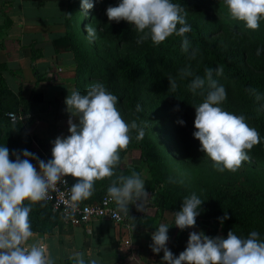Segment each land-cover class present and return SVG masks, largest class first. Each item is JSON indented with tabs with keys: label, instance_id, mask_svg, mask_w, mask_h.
Returning <instances> with one entry per match:
<instances>
[{
	"label": "clouds",
	"instance_id": "9594fccd",
	"mask_svg": "<svg viewBox=\"0 0 264 264\" xmlns=\"http://www.w3.org/2000/svg\"><path fill=\"white\" fill-rule=\"evenodd\" d=\"M99 2V0H95ZM230 19L242 22L252 31L264 20V0H223ZM94 6V0H80L83 15ZM109 22L125 21L137 33L139 46L150 40L153 46L162 44L175 35L181 37V51L188 52L190 41L186 34L191 25L186 21L184 9L172 0H119L105 12ZM179 26V27H178ZM90 41L97 31L85 25ZM260 50H257V55ZM193 50L189 59H195ZM217 75L222 70L217 69ZM213 69L206 68L204 76L193 74L190 66L180 70V78L193 77L188 89L193 95L203 96L194 106L193 137L200 143V151L213 162L216 171H237L249 160L248 152L260 143L257 130L250 127L243 115L224 110L226 90L212 78ZM169 89L178 87L174 78L168 77ZM119 98L107 90L101 82L89 85L85 93L72 91L65 98V111L69 114L68 135L52 141L51 159L44 161L28 150L11 153L0 145V264H55L51 253L39 244H29L33 235L30 213L33 206L51 199L50 193L57 185L67 186L66 177L76 180L68 187L65 217L71 218L80 203L89 199L97 181L115 176L114 169L120 163V153L131 142L130 132L136 130V140H142L144 129L135 120L127 123L117 108ZM136 105V112H141ZM183 125V121H178ZM35 160L33 164L31 161ZM108 202L115 204L113 216H128V207L147 198L145 183L139 173L119 175L107 188ZM202 201L195 193L183 199L181 208L174 213L173 225L183 231L194 228ZM143 203L137 210H142ZM228 215L219 217L222 224ZM132 225V229H133ZM172 225L161 223L151 235L149 245L154 254L163 252L164 264H264V240L253 230L246 237L232 230L223 236H208L202 231L189 232L186 247L174 256L166 246L168 230ZM73 264H100L92 258L87 262L84 253L74 251L69 257Z\"/></svg>",
	"mask_w": 264,
	"mask_h": 264
},
{
	"label": "trees",
	"instance_id": "16d2710c",
	"mask_svg": "<svg viewBox=\"0 0 264 264\" xmlns=\"http://www.w3.org/2000/svg\"><path fill=\"white\" fill-rule=\"evenodd\" d=\"M109 1L111 0H99V2L94 0L97 12L101 11L100 13L105 14L106 8L110 6ZM214 1L220 5L219 0ZM172 2L179 4L184 9V14L187 8L203 12L202 15L192 18L186 15V21L192 29L186 34L190 41L188 52L181 51V37L173 35L157 46H153L151 41L147 40L138 46L137 34L130 33L126 27H120L116 34L117 39L128 41L131 47L120 58L114 59L110 66L101 67L94 63L85 61L83 63L84 55L66 32V22L72 18V12L80 9V0H65L62 22L75 63V76L80 77L86 72L89 78H97L105 83L107 90L119 98L117 108L120 111L128 112L135 110L137 104L140 106L146 104L167 125L171 135L168 149H177L179 157L184 161L195 162L208 158L200 151L199 141L193 137L194 106L201 103L204 97L193 95L188 89V84L195 75L203 77L206 68L213 69L212 78L218 85H223L227 93L226 100L222 104L224 110L245 116L247 124L259 133L260 143L248 152L249 159L264 163V43L249 47L239 44L235 47H226L221 43H214L213 35L225 24L223 20H219L217 3L201 5L198 0H172ZM80 19L91 20L90 10ZM234 28L238 29L236 26ZM258 49L259 55H257ZM193 50H196V56L195 59L190 60L189 56ZM30 66L33 74L37 75L32 53ZM186 66H190L194 76L181 79L180 70ZM7 69L5 62H0V98L11 96L17 99V94L7 87L2 74V71ZM217 69L222 70V74L217 75ZM168 77L176 80L178 87L175 91L169 89ZM144 87L150 91V96H141L140 91ZM22 100L21 107L24 110H28L33 104L30 98ZM181 120L184 122L183 125L178 123ZM136 135V130L130 133L132 139L127 149L137 146L139 161L145 165L148 175L141 178L140 166L128 164L117 166L114 169L115 176L121 174L127 176L134 170L144 181L145 191L159 189L161 206L171 212L169 225H173L174 213L180 210L183 199L194 192L172 179L164 168V154L152 140L144 134L143 139L137 141ZM30 142L31 138L23 121H10L0 101V145L9 149L10 158H15L11 156L13 151L28 150L41 160L51 159L52 147L47 146L44 151H38L30 148ZM31 162L36 163L35 160ZM115 176L97 181L93 195L82 203L97 201L103 195H107V188ZM66 178L70 186L76 182L70 176ZM196 195L204 201L199 209L200 214L196 217V225L199 221H212L223 237H226L230 230L241 237H246L249 232L255 230L260 233V239L264 240V190L217 185ZM161 211L162 208H159L154 212V228L165 221ZM224 215H228L229 219L221 224L218 218ZM124 217L132 225L139 224L141 220L138 214L132 215L130 210L128 216L124 214ZM58 221L56 213L47 201L42 202V205L33 206L30 213L32 231L49 233L58 225ZM190 229L181 231L176 228V232L169 238L166 246L174 256L182 249L183 241ZM155 255L162 260V251ZM55 264H73V262L64 258Z\"/></svg>",
	"mask_w": 264,
	"mask_h": 264
},
{
	"label": "rangeland",
	"instance_id": "374dc122",
	"mask_svg": "<svg viewBox=\"0 0 264 264\" xmlns=\"http://www.w3.org/2000/svg\"><path fill=\"white\" fill-rule=\"evenodd\" d=\"M198 1L201 5L217 3L214 0ZM219 2L220 5L217 3L219 20H223L225 24L213 35L212 41L214 43H221L226 47H235L237 44L245 47L252 45L259 46L261 43H264V20L260 22V27L257 30H249L242 22L230 19L223 0H219ZM118 3L119 0L109 1L110 6H116ZM76 12H72V18L66 22V32L70 35L71 41L79 47L81 53L84 55L82 59L83 63L85 61L86 63H94L101 67L110 66V63L114 59L120 58L130 49L131 44L128 41H123L116 37L120 27H126L130 33L137 34L127 22L123 20L119 23L109 22L106 14L100 13L101 11L97 12L94 6L90 9L92 19L89 21H81L80 18L84 16L81 8ZM202 14L203 12L194 8H187L186 10V15L190 18ZM85 25H90L96 29L97 37L95 40L90 41L88 39ZM234 26L238 27V29L234 28ZM68 59V65L61 66L60 70L42 71V75L46 73L45 77L41 78V83H35V87L21 88L20 81L17 78L19 75L14 74L15 78L11 79L9 72L4 71L6 85L17 94V99L7 96L3 99L0 98V101L4 106L5 112L14 111L24 115L23 125L28 135H31L33 138V142H30L31 149L44 151L47 146L52 147L51 142L56 137H66L69 134L67 124L69 114L65 111L66 105L64 103L68 94H71L72 91H79L83 94L92 83H103L97 78H89L86 72L80 77H76L74 74L75 63L73 57L68 55ZM46 81H56L54 86L58 82L60 84L53 87L49 86ZM13 82H17V84ZM103 84L105 87L107 86L105 83ZM54 89L56 91L53 93ZM140 94L141 96H150V91L144 87L141 89ZM53 96L59 98L61 103L52 99ZM26 98L33 100V104L29 106L28 110H24L21 107L22 99ZM141 109L142 111L139 113L136 112V109L128 112L119 111L127 123L130 124L135 120L144 129L145 135L158 146L165 156V170L178 184L196 194H202L217 185L264 190L263 162H255L249 159L243 162L242 166L235 172L227 170L219 172L213 168V162L210 158H204L195 162L184 161L179 157L177 149H168L167 145L171 141V135L168 132L166 123L159 116L155 115L146 104H143ZM133 131L135 130L131 132ZM120 156L121 160L118 166L138 164L141 168V178L148 175L145 165L139 161L137 146L129 147L124 152H121ZM153 194H155L154 200L156 203L154 205L156 209L162 208V215L164 214L165 216L163 223L169 224L172 214L161 206L162 201L160 200L159 189L153 190ZM145 220V224L151 221L150 228L154 229L155 218L147 216ZM192 231H202L205 235L212 237L220 236L217 225L209 220L199 221V224L191 228L189 232ZM175 232L176 227L172 225L168 230V236H172ZM189 232L183 241V250L186 247ZM151 243L152 240L150 241ZM65 249L66 247L64 246L63 251ZM59 260L61 258H55V261Z\"/></svg>",
	"mask_w": 264,
	"mask_h": 264
},
{
	"label": "crops",
	"instance_id": "0c3cea01",
	"mask_svg": "<svg viewBox=\"0 0 264 264\" xmlns=\"http://www.w3.org/2000/svg\"><path fill=\"white\" fill-rule=\"evenodd\" d=\"M64 6L65 0H0V62H5L8 69L4 71L9 72L11 79L15 78L14 74L19 75L21 88L41 83L46 74L42 75V71L60 70L61 66L68 65L71 53L62 22ZM31 53L37 75L31 71ZM46 83L53 87L60 84ZM52 99L61 103L55 96ZM30 138L33 142L31 135ZM146 193L143 202L138 200V205L143 203L142 210H138L141 220L133 229L126 220L116 222L106 217H94L77 224L59 220L49 233L32 231L29 244H39L46 253L61 260L74 251H81L86 262L96 258L100 264H164L149 247L156 228H150L151 221L145 224V217H154L156 201L153 191Z\"/></svg>",
	"mask_w": 264,
	"mask_h": 264
},
{
	"label": "built area",
	"instance_id": "2783aa9c",
	"mask_svg": "<svg viewBox=\"0 0 264 264\" xmlns=\"http://www.w3.org/2000/svg\"><path fill=\"white\" fill-rule=\"evenodd\" d=\"M6 117L10 121H23L24 115L20 112L7 111L5 112ZM67 180V178H65ZM57 190L50 193L51 199L47 202L50 204L51 209L56 213L58 220L70 223H84L94 217H106L116 222H123L125 220L124 213H120L119 217L113 216L115 210V204L108 202L107 195H103L99 200L90 203H80L77 211L71 218L65 217V204L64 201L67 199V191L70 186L67 180V186L58 184ZM138 201L130 204L129 210L132 215L139 214L137 210Z\"/></svg>",
	"mask_w": 264,
	"mask_h": 264
}]
</instances>
